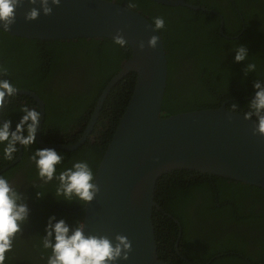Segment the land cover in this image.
I'll use <instances>...</instances> for the list:
<instances>
[{"label":"trees","instance_id":"trees-1","mask_svg":"<svg viewBox=\"0 0 264 264\" xmlns=\"http://www.w3.org/2000/svg\"><path fill=\"white\" fill-rule=\"evenodd\" d=\"M108 1L141 13L151 23L156 16L165 19V28L159 30L167 51L169 69L162 107L164 118L191 111L219 109L224 103H227L228 110L235 104L234 112L240 114L249 110L254 84L259 82L264 86V0H234L235 8L242 15L226 11L221 4L217 6L218 11L221 8L226 12L224 32L227 37L220 34L221 19L212 12L168 7L152 0ZM188 3L200 5L197 0H188ZM203 5L209 10L216 7L207 1ZM237 36L239 38L234 39ZM241 46L247 48V58L236 62V50ZM80 52L87 55L85 60H95L98 71L109 72L95 84L93 102L85 112L91 114L109 81L121 70L122 63L131 58L132 52L127 45H114L111 39L39 41L14 37L0 30V79L8 80L16 89L34 91L46 101L47 115L42 135L48 143L70 138L74 130L81 127L72 145L88 124V120L74 119L75 113L65 111L63 107L58 115L53 116L54 100L57 103L62 99L52 96L48 90L54 70L65 68ZM250 64H255L254 70H249ZM92 68L88 67L87 71L95 75ZM136 77L134 73L129 74L109 94L96 123L94 140L88 139L73 152L56 150L62 157L61 164L56 166L57 174L77 160H87L96 175L132 97ZM5 99L12 112L10 117L4 113L3 116L11 121L13 129L20 123L24 107L38 111L37 104L29 96L14 94ZM16 148L12 159H5L3 145H0V172L16 160L18 143ZM38 150L43 148L36 140L24 146L22 160L0 175L9 181L16 173L23 174L19 188L13 191L19 196L17 203L27 206L28 215L20 224L16 237L22 235L23 228L28 233H23L22 237L26 238L18 243L21 246L14 252L25 246L24 255L31 250V260L35 264H47L51 249H44L43 241L49 218L63 219L74 229L82 224L85 203L75 197L71 201L57 197L59 181L45 183L38 176L32 159ZM155 201L163 211L157 208L153 211L158 254L162 261L169 264H248L247 258L255 264L251 255L254 254L264 264L263 189L195 171H175L159 179ZM179 226L182 228V253L190 263L171 259L176 255ZM162 243L166 246L165 253ZM239 253H243L245 258ZM8 256L7 253L4 264L9 263Z\"/></svg>","mask_w":264,"mask_h":264},{"label":"water","instance_id":"water-1","mask_svg":"<svg viewBox=\"0 0 264 264\" xmlns=\"http://www.w3.org/2000/svg\"><path fill=\"white\" fill-rule=\"evenodd\" d=\"M152 1L200 10L186 0ZM34 7L40 15L35 20L26 19ZM49 7L52 12L45 15L38 2L33 5L23 0L6 33L39 41L113 40L119 35L132 54L107 85L88 130L76 144L46 142L42 137L43 100L33 91L17 89L14 94L31 97L40 107L35 139L44 149H79L113 88L129 74H136L132 97L95 175L99 191L85 204L81 225L85 235L107 237L113 242L118 235L127 237L131 246L128 259L115 264H169L159 257L153 221L154 209L162 210L155 201L159 179L175 171H195L264 190V137L252 134L254 119L247 120L225 106L162 116L169 77L167 51L161 34L141 13L108 0H60L58 6L50 2ZM158 35L156 48H150L149 40ZM4 121L0 115V123ZM10 131L15 130L11 127ZM18 148L16 160L0 173L22 160L24 145L18 143Z\"/></svg>","mask_w":264,"mask_h":264},{"label":"clouds","instance_id":"clouds-1","mask_svg":"<svg viewBox=\"0 0 264 264\" xmlns=\"http://www.w3.org/2000/svg\"><path fill=\"white\" fill-rule=\"evenodd\" d=\"M23 0H0V24L3 25V32H7L10 25L15 20L17 7ZM35 5L37 2L45 15H49L52 9L49 7L59 5L60 0H30ZM131 6V5H130ZM40 15L37 8H33L26 19L35 20ZM153 30L157 33L165 28V19L162 16L153 18ZM160 37L153 36L148 46L155 49ZM114 45L125 46V41L121 36H116L112 40ZM143 50V44H141ZM246 47H239L236 50L235 61L242 62L247 58ZM255 64L249 65V70L255 69ZM6 71V70H5ZM254 95L248 102V111L244 118L255 121L253 135L264 137V86L257 82L254 84ZM17 91L8 80L0 79V108L6 105V97H11ZM24 115L15 131H10L11 121L5 120L0 124V145H3V155L5 159H12V154L17 151L16 144L31 145L34 143L40 114L35 109L24 107ZM230 111H236L233 104ZM30 122V123H29ZM27 135H23L25 131ZM35 162L38 176L45 183L53 180L59 181L56 190L57 197H63L71 201L74 197L83 203L91 202L99 189L95 183V172L87 160H77L71 167H65L57 174V165L61 164L62 157L53 149H43L36 151L32 158ZM19 196L9 185L8 179L0 175V264L5 262V253L12 250L13 239L20 231V224L24 222L28 215L25 204H19ZM46 237L43 241L44 249H51L47 264H115L118 260H127V253L130 251V242L125 236H116L115 242L107 237H97L85 235L83 225L74 229L63 219L56 220L50 217L45 229Z\"/></svg>","mask_w":264,"mask_h":264},{"label":"flooded vegetation","instance_id":"flooded-vegetation-1","mask_svg":"<svg viewBox=\"0 0 264 264\" xmlns=\"http://www.w3.org/2000/svg\"><path fill=\"white\" fill-rule=\"evenodd\" d=\"M197 1L200 3V5H197V6L192 5V4L188 3V0H186V3L188 5H191V6H194V7H200V11L212 12L216 16H218L221 19V21H220V34L225 36V37H227L225 35V32H224V28H225V24H226L225 23V15H224V13H226V12L223 11L221 8L218 11L217 10V6H220V4H221V6H223L226 9V11H228L230 13L233 11V12H236L237 14H241L242 15L241 11L239 9L235 8L237 6V4L234 2V0H204V1L197 0ZM206 1L208 3H210L212 5V7H215V6L216 7L214 9H210L209 10L208 6L203 5L204 2H206ZM231 3H232V5H231ZM168 7H171V6H168ZM186 8H188V7H186ZM204 9H207V10L205 11ZM261 23H263V21H261ZM259 25L260 24H258V26ZM222 32H224V33L222 34ZM244 32H245V29L243 30V33ZM238 38H239V36L235 37L234 39H238ZM86 56L87 55L84 52L83 53L80 52V53L75 54L73 56V60L70 59V62L68 63V65L65 68L60 69V70H54V74L52 76V79H51V81L48 84V90L49 89L51 90L50 91L51 95L56 97V98H58V99H62V100H60L57 103L54 100L53 103H55V104L53 105L54 106L53 116L58 115L60 113V111H61L60 108L63 107L65 111H69L70 110V111H73L75 113L74 116H73L74 119L80 120V121L88 120V124L87 125L86 124L82 125V126L86 125L84 133L80 135L79 139H77V141L74 142V144H76L78 141H80V139L83 138L84 134L88 130V128H89V126H90V124L92 122V119H93L96 107L98 105L99 99H100L101 95L103 94L104 90L107 87V86L105 87V89L102 91L101 95L99 96L97 104H96L93 112L91 114L89 112L85 113L86 111L89 110L90 105L93 102L94 97H93L92 93L94 91L95 84L98 82L99 79H101L102 77H104L105 75H107L109 73V72L108 73H103V72L98 71L96 69L97 66H96L95 60L94 59H92L91 61H90V59H89V61L85 60L84 58ZM124 63H122L121 68L124 65ZM90 66L93 67L92 71L95 72V75L94 74L91 75V73H88L87 69ZM89 75H91V76H89ZM110 81H109V83H110ZM40 98L43 100V102L45 104V120H46V115H47L46 101L42 97H40ZM33 101L37 104L38 112L41 115V110H40V107H39L38 103L34 99H33ZM222 106L226 107L227 103L222 104ZM11 112H12V110L10 109L8 103H6V105L3 108H0V115H1V117L4 120H6V119L4 118L3 113L5 115H7V117H10L9 114H11ZM90 112H91V110H90ZM83 113H85V114L82 117ZM99 116H100V114H99ZM99 116H98V118H99ZM98 118H97V120H98ZM97 120H96V123H97ZM96 123L94 125L93 130L88 135L87 141H88V139H93L94 140L96 138V135H95L96 134L95 133ZM81 130H82L81 127L77 128L76 130H74V132L70 136V138L58 139V142H54V143H61V144L70 145L72 143V141L75 139V136L79 135ZM42 137H43V135H42ZM2 173H0V174H2ZM21 175H23L22 172L16 173V175L11 180H9V185L12 188V190H16V188H19V185L21 184L20 183L21 182L20 181ZM159 211H162V210H159ZM164 215L167 216L168 213L164 212ZM23 233H28V232L23 228L22 235L19 234V236L16 237L17 236V234H16L15 238L13 239L12 250L10 252H7L8 255H9L8 257L10 258V259H8V261H9L8 264H35L31 260V256H30L31 250H29L27 252V254L24 255V251L26 249L25 246L22 247V250L14 252L15 249L17 250L21 246V244L19 245L18 243L24 241V239L26 238V237L25 238L22 237ZM165 234H166V231H165ZM179 235H180V237H179ZM181 238H182V228H181V226H179V234H178V239H177V243H176V245H177L178 242H179V239H180L179 247L177 248L175 246L176 247L175 248L176 255H173V257L171 259H176L177 261H186V262L190 263V260L188 258H186V256L182 253L184 251V248H183V244H182ZM180 244L182 245L181 248H180ZM165 250H166V246H165L164 243H162V251L164 253H165ZM7 253H5V256L7 255ZM251 255L253 256V261L255 262V264H261L259 258L256 255H254V254H251ZM239 256L245 258L243 253H239ZM245 261L248 264H254L250 259L245 258ZM233 264H235V263H233ZM239 264H241V263H239Z\"/></svg>","mask_w":264,"mask_h":264}]
</instances>
